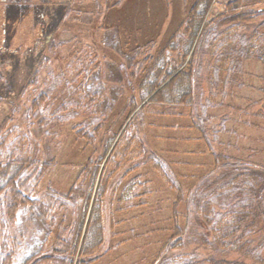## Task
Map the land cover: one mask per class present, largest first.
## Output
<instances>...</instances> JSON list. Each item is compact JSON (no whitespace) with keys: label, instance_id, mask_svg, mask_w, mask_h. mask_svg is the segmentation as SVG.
Segmentation results:
<instances>
[{"label":"rangeland","instance_id":"374dc122","mask_svg":"<svg viewBox=\"0 0 264 264\" xmlns=\"http://www.w3.org/2000/svg\"><path fill=\"white\" fill-rule=\"evenodd\" d=\"M111 1L0 0V130L10 128L14 131L12 145L16 142L30 148L39 160L49 164L36 196H43L49 188L66 192L82 183L90 185L96 177L89 218L97 200L101 170L113 145L131 128L145 151L137 161L141 169L128 179L142 174L151 180L153 193L145 209L118 213L122 175L133 164L123 167L104 200L106 241L101 258L92 264H161L171 259L187 264H258L257 257H264V222L247 238L254 257L220 250L195 214L182 237L183 247L163 249L172 235L175 195L148 158L156 155L181 179L190 173L207 172L202 165L211 164L212 154L204 145L201 153L198 131L190 128L196 120L146 116L142 112L129 115L138 82L130 83L128 77L132 51L149 42L155 50L164 47L186 18L189 6L185 0H121L111 7ZM230 1L215 0L207 15L206 32L211 35L205 54L195 63L196 99L191 111L194 117L205 120L202 125L211 142L213 134L219 133L212 151L264 166V65L237 56L228 66L230 72L220 75L224 80L211 83L219 64L213 53L229 36L221 15ZM253 29L249 27L244 34ZM82 57L97 64L89 78L83 67L73 69L69 64L72 58ZM43 92L49 96L44 104L48 113L36 120L31 104ZM76 127L85 129L92 143L79 138ZM55 219L69 231L79 219L81 222L72 208L62 209ZM55 229L31 211L11 225L4 221L0 208V256L15 249L19 258L36 239L53 237Z\"/></svg>","mask_w":264,"mask_h":264},{"label":"trees","instance_id":"16d2710c","mask_svg":"<svg viewBox=\"0 0 264 264\" xmlns=\"http://www.w3.org/2000/svg\"><path fill=\"white\" fill-rule=\"evenodd\" d=\"M120 2L113 0L109 3L115 7ZM214 2L185 0L189 6L187 16L164 47L155 50L149 42L132 51L133 65L128 82L138 83L134 87L137 94L135 99L132 98L129 115L143 104L137 112L146 116L196 120L190 128L198 131L196 141L201 143V153L206 148L212 154L211 164L202 165L207 172L181 176L186 181L177 179L171 166L156 155L148 158L152 168L175 195L170 229L172 235L164 242L163 249L177 250L183 247L182 237L188 230L192 214H195L212 234L220 250L254 257L247 238L256 234L264 222V166L212 151V143L219 133L213 134L211 142L209 133L202 125L205 120L192 114L198 72L195 63L199 56L205 54L207 39L211 35L206 32L205 22ZM221 18V23L228 26L229 36L219 42L213 53L214 61L219 64L214 68L211 83L215 79L218 83L224 80L220 75L230 72L228 66L237 56L255 59L264 65V0H232L225 6ZM251 26L254 27L253 32L244 34ZM74 58L70 66L73 69L83 67L87 78L97 70L94 61L87 63L83 57L82 60L76 58L73 61ZM166 81L168 83L161 88ZM48 98V94L43 92L33 99L31 110L36 120L48 113L44 106ZM13 132L10 128L0 130V208L4 221L16 225L21 214L31 211L56 229L53 237L36 239L20 252L19 258H16V250L11 249L0 256V264H92L99 260L106 241L104 200L123 167L133 164L122 175L118 213L145 209L153 193L151 180L142 174L128 179L130 174L141 169V164L137 162L145 151L141 140L129 128L125 130L121 142L113 145L101 170L97 200L88 218L96 177L90 185L82 183L66 192L49 188L43 196H36L50 166L39 160L30 148L18 146L15 141L12 145ZM75 133L92 143V137L85 129L76 127ZM65 208L74 209L81 218V222L79 219L70 231L56 224V214ZM256 260L258 264H264V257L259 256ZM161 264L187 263L171 259ZM221 264L242 263L222 261Z\"/></svg>","mask_w":264,"mask_h":264}]
</instances>
